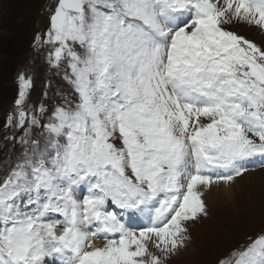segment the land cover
Instances as JSON below:
<instances>
[{"label": "snow or ice", "instance_id": "obj_1", "mask_svg": "<svg viewBox=\"0 0 264 264\" xmlns=\"http://www.w3.org/2000/svg\"><path fill=\"white\" fill-rule=\"evenodd\" d=\"M50 12L35 46H51L75 95L33 109L18 77L5 123L27 147L0 178V264H167L207 218V189L264 168V48L222 26L264 32V0H57ZM219 264H264V234Z\"/></svg>", "mask_w": 264, "mask_h": 264}, {"label": "rangeland", "instance_id": "obj_2", "mask_svg": "<svg viewBox=\"0 0 264 264\" xmlns=\"http://www.w3.org/2000/svg\"><path fill=\"white\" fill-rule=\"evenodd\" d=\"M56 3L57 0H0V178L5 175L9 163L19 159L27 147L18 142L23 130L6 127L5 123L7 116L14 114L19 91L18 77L23 74L32 80L25 104L33 109L43 104L51 111L75 95L72 86L65 79V73L69 71L66 65L62 62L56 68L48 62L51 46H35L37 35L44 37L50 27L48 13L51 15L50 9ZM222 26L264 48V32L258 28L237 21ZM36 52L38 57L44 58L45 67L42 66V60L39 63L33 60ZM34 114L39 115V112ZM41 133L42 129H34L31 139L42 143L44 137ZM6 136L9 138L6 139ZM13 136L17 139H11ZM250 167H254V170L245 173L247 176L236 178L238 188L235 194L238 191L242 194L236 208L237 214L228 207H221L218 213H212L214 204H211L207 218L192 224L191 235L195 234L196 239H199V248L202 245L205 247L200 253V257H204L200 264H219L222 258L235 250H242L243 246L264 234V168L258 165ZM218 201L227 202L222 197ZM224 205L226 204L221 206ZM210 231L213 232V244L210 243L212 240L209 242V239L201 236L203 233L209 234ZM181 261L179 259L178 262ZM167 264H175L172 257Z\"/></svg>", "mask_w": 264, "mask_h": 264}, {"label": "bare ground", "instance_id": "obj_3", "mask_svg": "<svg viewBox=\"0 0 264 264\" xmlns=\"http://www.w3.org/2000/svg\"><path fill=\"white\" fill-rule=\"evenodd\" d=\"M246 25H248V24H246ZM245 175L247 176L248 174H245ZM237 183H238V179L235 180V182L231 185V187L225 186L222 183L220 185L213 184L209 189H207L204 192V195L202 198L204 199L208 209H209L211 204H214V206L212 207V209H213L212 213H214L215 211H217V213H218L219 209L221 207H228L230 210L236 211V208H238L239 203H240L239 201L242 198V194L240 193V191H238L237 194H235L236 189L238 188ZM239 194H241V195L238 198ZM219 197L225 198L227 200V202H219L218 201ZM222 204H226V205L221 206ZM236 205H237V207H236ZM151 214L154 215V212ZM236 214H237V211H236ZM53 215H55V214H53ZM133 218L134 217L131 215L130 216L125 215L124 217H121L122 221L126 225L131 226V227H135L134 223L136 222V219L133 220ZM138 218H139L140 222L142 223V225L137 226L135 228L146 226L149 222L148 216H143V217L138 216ZM202 225H203V223H202ZM217 227H219V226L217 225ZM217 227L215 228V230L217 229ZM218 232H220V231H218ZM201 236L204 238L206 237V239H209V242L212 240L210 242L211 244L214 243L213 237H212L213 232L210 231L209 234L203 233V234H201ZM191 237H192V239H191V242L189 243L188 247L186 249H183L177 255L172 257L173 260L175 261V264H180V263H182V264H200L201 260L204 258V257H200V253H202V251H203L202 249L205 247H203V245H202V247L199 248L200 242H199L198 238L196 239L195 234H194V236L191 235ZM102 243L103 242L101 240L94 241L95 245H101ZM199 258H201V259H199ZM179 259L182 261L178 262Z\"/></svg>", "mask_w": 264, "mask_h": 264}]
</instances>
